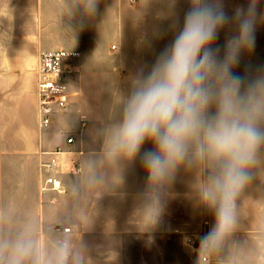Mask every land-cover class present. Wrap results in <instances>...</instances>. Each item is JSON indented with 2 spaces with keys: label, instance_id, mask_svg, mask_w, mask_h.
<instances>
[{
  "label": "crops",
  "instance_id": "crops-1",
  "mask_svg": "<svg viewBox=\"0 0 264 264\" xmlns=\"http://www.w3.org/2000/svg\"><path fill=\"white\" fill-rule=\"evenodd\" d=\"M244 2L226 0V5L231 11ZM170 4L171 0H100L99 14L72 38L59 27L57 0H0V217L5 222L31 220L43 233L69 237L84 246L87 264L181 263L170 259L176 254L170 242L168 259L161 261L164 237L179 238L194 249L188 237L199 233L205 222L207 229L213 222L199 205L196 172L178 173L162 223L145 233L139 197L146 186L145 172L137 161L122 182L124 173L102 160L98 135L113 115L116 97L128 91L130 76L150 66L172 40ZM187 7V0H177L174 11L180 20ZM260 7L264 9V0ZM61 49L80 55L67 67L66 107L55 113L50 125L42 126L39 54ZM254 59L264 61V26L257 32ZM52 158L54 167H44ZM90 161L96 162L101 182L86 188L83 180ZM255 170L253 182L238 200L239 216L264 203V178ZM48 174L61 180L60 189L43 188ZM248 228L238 224L235 243L213 264H223L228 255L236 257L237 264H248L250 250L236 242Z\"/></svg>",
  "mask_w": 264,
  "mask_h": 264
},
{
  "label": "clouds",
  "instance_id": "clouds-1",
  "mask_svg": "<svg viewBox=\"0 0 264 264\" xmlns=\"http://www.w3.org/2000/svg\"><path fill=\"white\" fill-rule=\"evenodd\" d=\"M176 2L170 4L172 40L150 66L130 76L128 91L116 97L113 115L99 130L101 158L124 173L122 182L137 161L145 172L139 194L145 233L162 223L178 173L195 171L199 205L213 222L193 246L194 264H213L235 243L238 200L264 161V61L254 59L264 9L261 0H245L231 11L226 0H187L180 20ZM99 5L57 0L60 29L74 38L99 14ZM100 182L90 161L83 185ZM253 240L248 264H264V218ZM0 264H87V257L67 236L43 233L31 220L0 217ZM223 264L237 259L228 255Z\"/></svg>",
  "mask_w": 264,
  "mask_h": 264
},
{
  "label": "built area",
  "instance_id": "built-area-1",
  "mask_svg": "<svg viewBox=\"0 0 264 264\" xmlns=\"http://www.w3.org/2000/svg\"><path fill=\"white\" fill-rule=\"evenodd\" d=\"M134 3L137 0H132ZM79 51L75 50H46L39 54L37 66V93H38V110L40 115V124L48 126L53 122L55 113L66 107L68 103V81L67 67L71 61L78 58ZM73 138H69L72 142ZM56 159L43 163L44 167L52 169ZM61 180L52 174H48L44 179L45 189H60ZM66 231L70 229L65 228ZM203 233H205L203 231ZM198 236L188 237V243L193 247L197 242ZM194 248V247H193Z\"/></svg>",
  "mask_w": 264,
  "mask_h": 264
},
{
  "label": "rangeland",
  "instance_id": "rangeland-1",
  "mask_svg": "<svg viewBox=\"0 0 264 264\" xmlns=\"http://www.w3.org/2000/svg\"><path fill=\"white\" fill-rule=\"evenodd\" d=\"M255 175L257 177L260 178H264V161H262L260 163V165H258L256 167L255 170ZM213 218V217H212ZM261 218H264V203L260 205L259 208L254 209L253 213H247L245 215H240L239 216V224H243L244 226L249 227V231L248 232H241L239 233L242 237L240 240H236V242L239 241V243L241 244V246L246 247L248 250L251 249L254 240H253V236H254V232L253 230L256 229V226L258 224V222L261 220ZM203 231L206 232L208 231V229L206 228V222L203 224V228L199 233L196 234H192L190 236H198L203 234ZM165 240V244L164 247L161 249V251H163L162 255H163V259L161 261H165V259H168V250H167V243L170 242L171 248L176 250V254H173L172 257H170V259H175L177 262H181V263H177V264H194L195 258H196V253L194 249H190L186 243L184 244L183 241H180L179 238H171L168 239L167 237H164ZM233 241V239H232ZM180 245V247H179ZM155 259H156V255H155ZM172 264V263H171Z\"/></svg>",
  "mask_w": 264,
  "mask_h": 264
}]
</instances>
